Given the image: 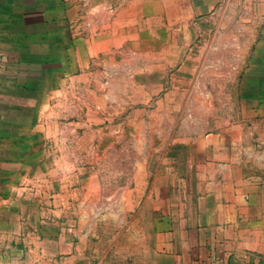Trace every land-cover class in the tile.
Masks as SVG:
<instances>
[{
  "label": "rangeland",
  "instance_id": "obj_1",
  "mask_svg": "<svg viewBox=\"0 0 264 264\" xmlns=\"http://www.w3.org/2000/svg\"><path fill=\"white\" fill-rule=\"evenodd\" d=\"M0 29V264H144L264 179V0H17Z\"/></svg>",
  "mask_w": 264,
  "mask_h": 264
},
{
  "label": "crops",
  "instance_id": "obj_2",
  "mask_svg": "<svg viewBox=\"0 0 264 264\" xmlns=\"http://www.w3.org/2000/svg\"><path fill=\"white\" fill-rule=\"evenodd\" d=\"M16 5L17 0H0V22L2 7L9 15ZM1 35L0 29V54ZM249 184L239 193L246 198L234 199L228 224L221 222V200H214L201 204L193 221L161 226L159 243L147 251L144 264H264V179Z\"/></svg>",
  "mask_w": 264,
  "mask_h": 264
}]
</instances>
